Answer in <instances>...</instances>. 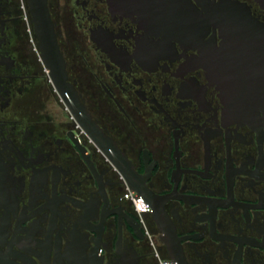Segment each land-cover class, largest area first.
<instances>
[{
	"label": "flooded vegetation",
	"instance_id": "af4514ba",
	"mask_svg": "<svg viewBox=\"0 0 264 264\" xmlns=\"http://www.w3.org/2000/svg\"><path fill=\"white\" fill-rule=\"evenodd\" d=\"M227 1L264 23L258 0H47L118 159L56 90L28 0H0V264H264V123L203 62Z\"/></svg>",
	"mask_w": 264,
	"mask_h": 264
},
{
	"label": "water",
	"instance_id": "95a60500",
	"mask_svg": "<svg viewBox=\"0 0 264 264\" xmlns=\"http://www.w3.org/2000/svg\"><path fill=\"white\" fill-rule=\"evenodd\" d=\"M258 1L264 7V0ZM28 3L40 54L62 100L107 154L125 158L86 111L76 89L67 80L47 0ZM217 15L222 26V46L209 51L204 65L235 115L248 122L261 119L264 123V23L251 14L248 6L230 1Z\"/></svg>",
	"mask_w": 264,
	"mask_h": 264
},
{
	"label": "built area",
	"instance_id": "2783aa9c",
	"mask_svg": "<svg viewBox=\"0 0 264 264\" xmlns=\"http://www.w3.org/2000/svg\"><path fill=\"white\" fill-rule=\"evenodd\" d=\"M25 10H26V7H25ZM27 14L28 13L26 11V15ZM32 40L36 46L37 44H36V40H35L34 35H32ZM125 197L132 201L134 208L138 211L141 218L143 219L144 215L149 211L148 205L143 201L142 198L138 197V195L135 193L134 190H132L130 188H128V190L126 191ZM159 262H160V264H177V262H175L172 259L167 258V257L160 258Z\"/></svg>",
	"mask_w": 264,
	"mask_h": 264
}]
</instances>
